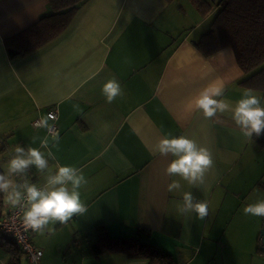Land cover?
Wrapping results in <instances>:
<instances>
[{"label":"crops","instance_id":"1","mask_svg":"<svg viewBox=\"0 0 264 264\" xmlns=\"http://www.w3.org/2000/svg\"><path fill=\"white\" fill-rule=\"evenodd\" d=\"M51 13L49 0H0V168L16 145L31 146L49 167L31 166L30 183L46 184L57 162L74 166L87 181L78 189L86 210L64 223L50 221L34 236L43 252L39 264L100 259L105 253L96 257L90 249L98 226L113 237L151 229L152 244L177 264H264V217L243 212L264 199V148L243 135L230 112L206 119L191 103L209 85L223 84L233 103L246 89L232 48L205 56L195 46L213 16L202 17L191 0H84L63 34L10 59L4 39ZM113 78L122 94L109 103L102 88ZM52 109L59 114L58 142L33 124L39 116L50 122ZM168 134L210 149L214 164L203 184L167 174L174 157L160 155L156 145ZM45 137L48 145L41 147ZM173 180L181 188L169 192ZM185 191L194 202L209 203L204 219L178 211ZM9 259L0 246V264ZM22 264H30L26 255Z\"/></svg>","mask_w":264,"mask_h":264},{"label":"clouds","instance_id":"2","mask_svg":"<svg viewBox=\"0 0 264 264\" xmlns=\"http://www.w3.org/2000/svg\"><path fill=\"white\" fill-rule=\"evenodd\" d=\"M106 100L111 103L122 94L120 83L115 79L108 80L102 88ZM225 86L209 85L193 97L191 103L195 110L201 111L206 119L213 118L217 113L230 112L243 135L249 140L264 135V97L253 89L246 88L241 97L234 103L224 98ZM43 126L49 129L52 139L59 140V133L51 132L44 120ZM48 138L41 141V147H47ZM156 148L160 155L171 154L174 159L168 164L166 172L170 176H179L189 185L199 186L204 183L205 173L212 168L214 161L209 148L200 146L187 135L163 136ZM14 155L3 165L0 172V193L4 194L5 203L23 210V220L26 227L43 234L49 222H67L76 213H83L85 205L81 202L78 189L86 179L82 172L71 165H61L57 162L54 175L47 177L44 186L30 183L26 178L27 170L35 166L40 172L48 169L49 162L45 154L37 147L27 149L20 145L14 148ZM48 156H52L49 150ZM19 177L21 182H17ZM71 184V189H69ZM181 188L179 180H173L168 185V191L174 192ZM181 213L194 211L198 218L204 219L209 213V203L201 200L194 202L190 191L183 193V204L178 207ZM245 215L264 217V199L256 200L244 206Z\"/></svg>","mask_w":264,"mask_h":264},{"label":"trees","instance_id":"3","mask_svg":"<svg viewBox=\"0 0 264 264\" xmlns=\"http://www.w3.org/2000/svg\"><path fill=\"white\" fill-rule=\"evenodd\" d=\"M83 1L49 0L51 14L4 39L9 58L13 60L24 57L63 34L77 15L79 4ZM191 2L202 17H207L216 6L208 30L195 42L197 49L203 55L211 56L225 48H232L239 66L245 73L239 84L264 94V0H213V2L191 0ZM255 138L264 148V135ZM0 172H3L1 168ZM5 212L4 194L0 193V217ZM153 233L151 229L141 227L133 237H113L106 226H98L95 230L97 239L91 245V253L96 257L106 252L122 253L133 258H141L145 264H177L173 254L152 244ZM0 246L10 254L7 264H22L24 251L1 231Z\"/></svg>","mask_w":264,"mask_h":264},{"label":"built area","instance_id":"4","mask_svg":"<svg viewBox=\"0 0 264 264\" xmlns=\"http://www.w3.org/2000/svg\"><path fill=\"white\" fill-rule=\"evenodd\" d=\"M47 118L50 121L47 123L51 128V132L59 133V127L57 124V120L59 118L58 110H49L47 112ZM44 120L43 116H39L33 121V124L35 126L40 125ZM48 133L52 136L49 129ZM44 185L45 184H39V186ZM0 231L6 237L14 240L22 248L30 264H39V260L41 259L43 252L34 243V236L37 232H34L30 228L26 227L23 220V210L20 207H12L9 210H6L5 214L0 217Z\"/></svg>","mask_w":264,"mask_h":264},{"label":"rangeland","instance_id":"5","mask_svg":"<svg viewBox=\"0 0 264 264\" xmlns=\"http://www.w3.org/2000/svg\"><path fill=\"white\" fill-rule=\"evenodd\" d=\"M185 1L186 0H179L180 3H183ZM211 2H213V0H211ZM215 12L216 9H213L212 12L209 13V15L214 16L213 14ZM100 259H96L93 261L91 259L88 264H136L141 258H133L122 253H105Z\"/></svg>","mask_w":264,"mask_h":264},{"label":"water","instance_id":"6","mask_svg":"<svg viewBox=\"0 0 264 264\" xmlns=\"http://www.w3.org/2000/svg\"><path fill=\"white\" fill-rule=\"evenodd\" d=\"M261 236H262V246H263V249H264V226L261 229Z\"/></svg>","mask_w":264,"mask_h":264},{"label":"bare ground","instance_id":"7","mask_svg":"<svg viewBox=\"0 0 264 264\" xmlns=\"http://www.w3.org/2000/svg\"><path fill=\"white\" fill-rule=\"evenodd\" d=\"M262 248H263V246H262ZM26 255V254H25Z\"/></svg>","mask_w":264,"mask_h":264}]
</instances>
